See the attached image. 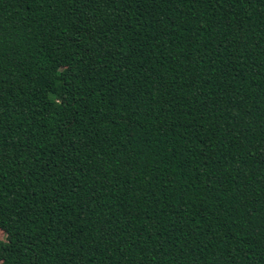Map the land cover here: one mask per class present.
<instances>
[{
	"label": "trees",
	"instance_id": "trees-1",
	"mask_svg": "<svg viewBox=\"0 0 264 264\" xmlns=\"http://www.w3.org/2000/svg\"><path fill=\"white\" fill-rule=\"evenodd\" d=\"M0 264H264V0H0Z\"/></svg>",
	"mask_w": 264,
	"mask_h": 264
},
{
	"label": "rangeland",
	"instance_id": "rangeland-1",
	"mask_svg": "<svg viewBox=\"0 0 264 264\" xmlns=\"http://www.w3.org/2000/svg\"><path fill=\"white\" fill-rule=\"evenodd\" d=\"M0 240L5 241L6 235L0 230Z\"/></svg>",
	"mask_w": 264,
	"mask_h": 264
}]
</instances>
